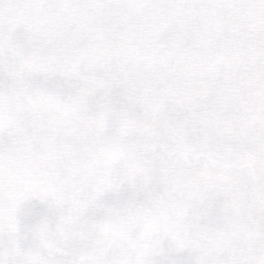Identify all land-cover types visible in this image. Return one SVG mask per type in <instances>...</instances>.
Masks as SVG:
<instances>
[{"label": "snow or ice", "instance_id": "snow-or-ice-1", "mask_svg": "<svg viewBox=\"0 0 264 264\" xmlns=\"http://www.w3.org/2000/svg\"><path fill=\"white\" fill-rule=\"evenodd\" d=\"M0 264H264V0H0Z\"/></svg>", "mask_w": 264, "mask_h": 264}, {"label": "clouds", "instance_id": "clouds-1", "mask_svg": "<svg viewBox=\"0 0 264 264\" xmlns=\"http://www.w3.org/2000/svg\"><path fill=\"white\" fill-rule=\"evenodd\" d=\"M51 238V237H50ZM31 254V252H29V253H25V256H28V255H30ZM189 256H190V258H192V260L194 261V258H195V254L194 253H189Z\"/></svg>", "mask_w": 264, "mask_h": 264}]
</instances>
